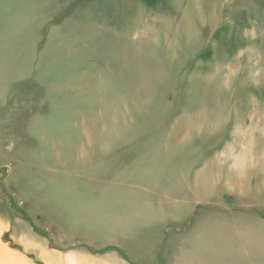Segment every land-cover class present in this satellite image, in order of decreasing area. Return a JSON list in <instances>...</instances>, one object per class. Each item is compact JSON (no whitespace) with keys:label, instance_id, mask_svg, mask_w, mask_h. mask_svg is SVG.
<instances>
[{"label":"rangeland","instance_id":"374dc122","mask_svg":"<svg viewBox=\"0 0 264 264\" xmlns=\"http://www.w3.org/2000/svg\"><path fill=\"white\" fill-rule=\"evenodd\" d=\"M90 216L132 264H264V0H0V264Z\"/></svg>","mask_w":264,"mask_h":264},{"label":"crops","instance_id":"0c3cea01","mask_svg":"<svg viewBox=\"0 0 264 264\" xmlns=\"http://www.w3.org/2000/svg\"><path fill=\"white\" fill-rule=\"evenodd\" d=\"M50 185H51V189L49 190L52 192V194H57L61 191H65L64 197H66V200H64V203L66 205L63 204L64 207L62 208V211H65L64 209H66V212L76 211L78 207L74 199L81 201V199L86 197V194L81 192V188L79 190L78 188L70 187L69 184H65V183H63L62 185L60 184H53V185L50 184ZM65 201H67V203ZM28 217L32 218L31 216ZM13 220L14 219H11L9 221V226L5 222L6 228L2 230V233H0L1 235L4 232L6 233L8 231L10 232V228L12 229L13 227L12 226ZM78 220L81 221L80 218H78ZM83 220H86V223H89L86 224V226L89 225L92 229L87 228L86 226L84 227V225L81 224L83 227L81 228L83 232L80 233L81 231H78V233H76L77 238H75V234L69 235L70 231H68V236H67L68 240L63 241V243L58 242V240L56 239V235H54L51 232V230H53L52 228H50L49 230L44 226L41 227L38 225L43 231L48 232L45 233L46 236L44 237L45 239H47V241L41 240L40 238H38V234L37 232L34 231L33 226L26 221H22L24 224H22L21 222L17 224L18 226L23 227L24 225L25 227H28L29 230L28 233H30V231L32 232L29 234L31 242L25 243L21 241L20 238H16L17 236L15 237L12 236L11 234L10 237L12 241L19 244L22 247L21 250L22 252L33 254L38 260V263L41 264H67V263L69 264H132L131 262L132 260L128 249V245H130V241L128 240L130 239L129 237L131 236V233L128 228L125 231V233H123L126 235V239H127L126 241L127 255L126 258L124 259V257L119 253L117 249L111 248V246L117 247L118 245L114 246L115 244L104 242L102 241L101 238L95 235V234H99V232H96L97 226L96 225L92 226V223L95 224L97 223V218L95 216L94 217L90 216L88 219L85 218ZM25 237H27V235H25ZM93 238L96 240V243H92L88 241V239H93ZM14 252L19 257L26 258L24 256H21L17 251ZM81 257L83 258V260L84 259L86 260L84 262L83 260L81 261L80 260ZM68 259L69 261H67Z\"/></svg>","mask_w":264,"mask_h":264},{"label":"bare ground","instance_id":"6f19581e","mask_svg":"<svg viewBox=\"0 0 264 264\" xmlns=\"http://www.w3.org/2000/svg\"><path fill=\"white\" fill-rule=\"evenodd\" d=\"M0 244H1V243H0ZM0 246H2V245H0ZM3 252H4V253H6V252H7V250H3ZM27 264H29V263L27 262Z\"/></svg>","mask_w":264,"mask_h":264}]
</instances>
